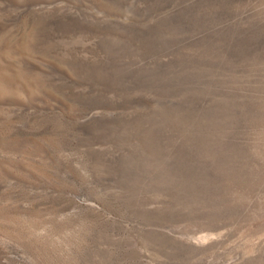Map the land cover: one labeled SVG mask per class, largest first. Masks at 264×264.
Listing matches in <instances>:
<instances>
[{
  "label": "rangeland",
  "instance_id": "1",
  "mask_svg": "<svg viewBox=\"0 0 264 264\" xmlns=\"http://www.w3.org/2000/svg\"><path fill=\"white\" fill-rule=\"evenodd\" d=\"M0 54V264H264V0H0Z\"/></svg>",
  "mask_w": 264,
  "mask_h": 264
},
{
  "label": "bare ground",
  "instance_id": "2",
  "mask_svg": "<svg viewBox=\"0 0 264 264\" xmlns=\"http://www.w3.org/2000/svg\"><path fill=\"white\" fill-rule=\"evenodd\" d=\"M1 55V54H0ZM12 66V65H11ZM5 67V66H4ZM16 69V68H15ZM16 71V70H15ZM14 72V71H13ZM19 72V71H18ZM11 73V72H10ZM22 74V73H21ZM2 75V74H1ZM4 75V74H3ZM7 75V74H6ZM16 75V74H14ZM8 77V76H5ZM12 79V78H11ZM15 79V78H14ZM26 81V80H25ZM13 87V86H12ZM23 91L27 94V95H31V92L29 89H27L26 87H23ZM3 98L2 96H0V99Z\"/></svg>",
  "mask_w": 264,
  "mask_h": 264
}]
</instances>
